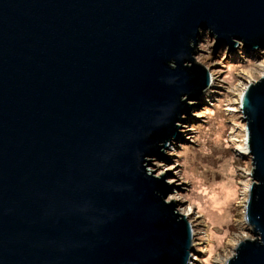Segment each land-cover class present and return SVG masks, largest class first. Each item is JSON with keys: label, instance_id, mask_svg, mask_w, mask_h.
Instances as JSON below:
<instances>
[{"label": "water", "instance_id": "95a60500", "mask_svg": "<svg viewBox=\"0 0 264 264\" xmlns=\"http://www.w3.org/2000/svg\"><path fill=\"white\" fill-rule=\"evenodd\" d=\"M264 47V0H0V264H191L194 231L149 173L211 86L200 37ZM264 264V76L243 94Z\"/></svg>", "mask_w": 264, "mask_h": 264}, {"label": "rangeland", "instance_id": "374dc122", "mask_svg": "<svg viewBox=\"0 0 264 264\" xmlns=\"http://www.w3.org/2000/svg\"><path fill=\"white\" fill-rule=\"evenodd\" d=\"M236 42L221 49L209 33L200 37L195 56L211 86L188 105L178 139L147 167L156 178L179 181L165 201L193 227L191 264H225L240 241L254 237L245 221L254 179L252 157L239 150L247 139L241 100L264 76V47L247 51Z\"/></svg>", "mask_w": 264, "mask_h": 264}, {"label": "bare ground", "instance_id": "6f19581e", "mask_svg": "<svg viewBox=\"0 0 264 264\" xmlns=\"http://www.w3.org/2000/svg\"><path fill=\"white\" fill-rule=\"evenodd\" d=\"M248 51V50H247ZM243 98V96H242ZM241 105H242V100H241ZM240 152L243 153V154H249V144H248V141L246 139L245 141V146L239 148Z\"/></svg>", "mask_w": 264, "mask_h": 264}]
</instances>
